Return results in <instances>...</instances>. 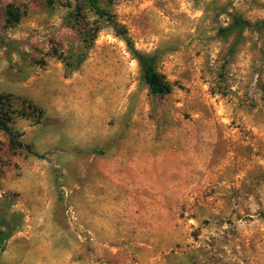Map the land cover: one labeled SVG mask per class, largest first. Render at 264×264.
Instances as JSON below:
<instances>
[{"label": "rangeland", "instance_id": "obj_1", "mask_svg": "<svg viewBox=\"0 0 264 264\" xmlns=\"http://www.w3.org/2000/svg\"><path fill=\"white\" fill-rule=\"evenodd\" d=\"M98 1L0 0V264H264V0Z\"/></svg>", "mask_w": 264, "mask_h": 264}, {"label": "trees", "instance_id": "obj_2", "mask_svg": "<svg viewBox=\"0 0 264 264\" xmlns=\"http://www.w3.org/2000/svg\"><path fill=\"white\" fill-rule=\"evenodd\" d=\"M84 1L91 8H93L94 11L100 17L107 20V22L109 24H112V26H114V28L116 29L118 34L120 33L123 35V32L119 31V29H118V27L114 21L113 15H111V13H109L107 10L102 8L100 6L98 0H84ZM7 20L10 23L17 22L19 20V17L15 16L13 9L8 8ZM263 26H264V22L252 23L251 21L244 19L242 17H235L232 25H230L228 28H224L221 30L222 31H232V30L236 29V30H239L240 32H242L245 28H256V27H263ZM236 44H237V42H236ZM236 44H234L231 47L230 52H234ZM136 55L138 56L140 62L144 66V79H145L146 83L149 85L151 91L154 94L161 96V97L165 96L166 94H169L172 90V86L166 80V78L157 70V68L154 65V63L152 62V60L148 56L141 54L139 52H136ZM80 58H81V60L83 59V57H80ZM0 105H1L0 128L10 136V139L12 142H17V140L15 138V132L9 123L11 120V115L8 111H4L5 103L3 100H0ZM27 148L31 149L30 146H27ZM2 222H5V221L2 220ZM9 235H10V232L8 230H3L0 228V245L3 241H5L9 237Z\"/></svg>", "mask_w": 264, "mask_h": 264}]
</instances>
